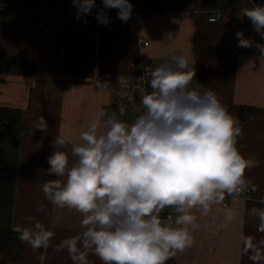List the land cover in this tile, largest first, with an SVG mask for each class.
<instances>
[{
	"label": "crops",
	"instance_id": "0c3cea01",
	"mask_svg": "<svg viewBox=\"0 0 264 264\" xmlns=\"http://www.w3.org/2000/svg\"><path fill=\"white\" fill-rule=\"evenodd\" d=\"M258 1L264 6V0H129L134 8L127 22L116 18L117 9H107L111 21L100 24L96 16L102 0L80 19L73 0H27V17L0 25V65L39 67L30 77L0 74V108L19 109L27 129L20 146L13 229L19 232L32 217L54 233L47 248L34 250L23 242L20 264H73L67 249L58 252L54 246L85 230L82 214L57 209L42 191L46 180L56 178L45 171L54 150L51 141L56 135L68 137L65 151L71 162L72 144L80 143L81 132L101 111L133 123L139 116L133 103H139L141 94L131 92V81L145 73L151 78L173 54L183 55L195 69L193 85L211 88L239 121L243 135L237 147L259 165L245 171L241 189L251 190L250 197L225 192L206 215L192 209L197 218L189 226L193 243L165 264H264V220L259 215L264 211V52L255 43L237 47L235 36L243 31L264 45L250 19L239 18L240 9ZM4 7L5 0H0V11ZM211 17L217 21L210 22ZM141 62L144 70L137 68ZM41 116L48 124L46 133L36 129ZM41 203L45 210L37 212ZM163 211L179 215L174 207ZM86 259L102 264L94 254Z\"/></svg>",
	"mask_w": 264,
	"mask_h": 264
},
{
	"label": "clouds",
	"instance_id": "9594fccd",
	"mask_svg": "<svg viewBox=\"0 0 264 264\" xmlns=\"http://www.w3.org/2000/svg\"><path fill=\"white\" fill-rule=\"evenodd\" d=\"M73 5L77 19L97 7L96 0H73ZM102 5L96 16L100 24L111 21L107 9H117L116 18L127 22L134 8L129 0H102ZM243 17L264 39V6L253 3L240 9ZM235 36L237 47L255 43L264 52V45L243 31ZM194 77L188 60L173 54L151 72V92L142 96L143 112L133 123L101 111L81 132L80 143L72 144L71 162L65 151L68 137L56 135L51 141L54 150L45 171L56 178L43 183L45 198L57 209L83 215L85 230L54 246L58 252L67 249L73 264H88V254L103 264H165L193 243L189 226L197 218L192 209L206 215L225 192L245 186L246 169L259 165L237 147L243 135L239 121L211 88L193 85ZM36 129L48 131L43 116ZM166 207L179 213L174 222L160 217ZM44 210L41 203L37 212ZM259 215L264 220V211ZM53 237L29 217L18 239L35 250L49 247Z\"/></svg>",
	"mask_w": 264,
	"mask_h": 264
},
{
	"label": "trees",
	"instance_id": "16d2710c",
	"mask_svg": "<svg viewBox=\"0 0 264 264\" xmlns=\"http://www.w3.org/2000/svg\"><path fill=\"white\" fill-rule=\"evenodd\" d=\"M27 0H5L0 11V25L29 15ZM115 35V34H114ZM39 67L30 63L11 62L0 65L1 75L34 76ZM27 129L19 109L0 108V264H20L25 246L13 229V208L16 193L20 146Z\"/></svg>",
	"mask_w": 264,
	"mask_h": 264
},
{
	"label": "built area",
	"instance_id": "2783aa9c",
	"mask_svg": "<svg viewBox=\"0 0 264 264\" xmlns=\"http://www.w3.org/2000/svg\"><path fill=\"white\" fill-rule=\"evenodd\" d=\"M256 4H260V2L258 1ZM96 5H98V3H96ZM209 21L212 22V23H214V22L217 21V17H211V19H209ZM139 42L141 44H143L144 47H147L148 46V42L144 41L143 39H141ZM137 68L144 70L143 63L142 62L139 63V65H138ZM149 82H150L149 75H147L146 73L145 74H142L141 76H139L136 79H134L133 81H131V83H130L131 92L132 93H140L141 94V98H142V96L146 92H151V88L149 86ZM140 101L141 100H139V103H137V104L133 103V110L135 111V113H137L139 115L142 114V112H143V108L141 106ZM245 194H247V196L250 197L251 190H248V189L243 190V189L240 188L238 191H235V194L232 197L233 198H241ZM160 217L163 218L164 220H167L168 217H171L172 220H173V222L175 220V215H173L172 213H166L163 210L160 213ZM258 230L259 231H262V227L260 226L258 228Z\"/></svg>",
	"mask_w": 264,
	"mask_h": 264
},
{
	"label": "rangeland",
	"instance_id": "374dc122",
	"mask_svg": "<svg viewBox=\"0 0 264 264\" xmlns=\"http://www.w3.org/2000/svg\"><path fill=\"white\" fill-rule=\"evenodd\" d=\"M14 209V208H13ZM12 221H13V219H12ZM13 225V224H12ZM102 264H103V262H102Z\"/></svg>",
	"mask_w": 264,
	"mask_h": 264
}]
</instances>
